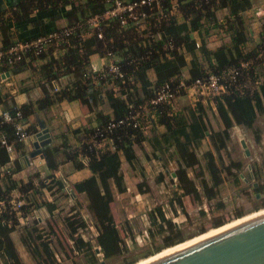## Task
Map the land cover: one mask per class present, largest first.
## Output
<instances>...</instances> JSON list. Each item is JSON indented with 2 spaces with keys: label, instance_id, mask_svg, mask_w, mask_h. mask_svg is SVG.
Wrapping results in <instances>:
<instances>
[{
  "label": "trees",
  "instance_id": "16d2710c",
  "mask_svg": "<svg viewBox=\"0 0 264 264\" xmlns=\"http://www.w3.org/2000/svg\"><path fill=\"white\" fill-rule=\"evenodd\" d=\"M107 7H109L107 0H17L9 8L7 15L5 11L0 10L2 43L0 50L8 49L16 40L27 41L63 26L83 25L84 27L87 18L102 13ZM170 8V0H162V14L158 13L157 9L149 11L147 27L141 32H137L136 25L128 23L121 26L118 19L114 18L102 23L105 36L103 40L97 39L94 35H87L89 29L85 26L80 31L77 30L68 37L47 45L39 53L34 49H28L22 52L20 59L12 63H9L8 58L5 57L0 64V74L2 72L16 74L31 68L32 71L40 74V80L43 79L48 84L45 94L37 101L38 109L49 108L55 102L64 99L68 101L80 99L89 112L95 113L97 118L95 125H105L112 119L126 117L131 105L136 108L146 103L163 84L170 83L175 89L181 81L184 68L198 70L195 75L183 79L186 85H191L195 78L205 76L208 71L221 74L230 68H238L239 75L236 82L226 93L215 97L223 128L209 133V137L215 150L219 152L220 145H224L223 139H229L232 126L241 125L252 129L257 115L264 114V43L261 36L264 32L263 19L255 18L253 0H177L173 13H170ZM52 11L54 13L45 19L38 18L41 15L37 18L32 16L34 12L41 14ZM61 18H67V23L56 26L55 21ZM249 19L250 23L247 22ZM255 20H258L257 25ZM20 24H32L39 29L25 37L18 38L10 34L12 27L18 29ZM255 27L258 28V38L253 36L251 39V34H255ZM215 29L225 32L229 39L223 41L217 48L210 49L207 45L208 38ZM145 33L155 34L158 38L149 41L144 37ZM194 33L199 37L198 48L195 45L197 39ZM169 42L173 43V48H169ZM52 49H56V54L52 53ZM107 50L113 51L122 63V70L132 78V81H127V91L124 89L125 84L110 77L93 81L94 75L88 69L90 57L93 54L103 55ZM243 63L245 66H242ZM150 70L155 74L154 80L149 75ZM67 75H71L72 80L59 84V79ZM55 87L57 90L54 89ZM114 88L117 90L115 91ZM123 94H126V98L122 97ZM103 99L107 101L110 113L103 114L98 111L97 107ZM147 107L149 108L148 105ZM2 110H8L12 115L19 110L25 121L35 109L31 103L17 106L5 100ZM153 113L166 127L163 135L164 143H168L166 146H173L174 152L184 161L186 167L196 164L197 161L193 163L189 159L192 155L190 148L198 146L208 130L202 118L204 114L202 105L197 104L194 110L189 108L187 114L185 111H180L169 115L166 110H154ZM27 131L32 134L36 132V128L31 125L27 127ZM83 131L85 132L83 141L74 149H71L64 139L62 158L58 157V147L49 146L43 150V158L47 169L52 172L47 178L50 182L55 180L61 189L64 185L55 179L53 172L58 169L62 160H71L83 166L80 162L83 159L90 170L91 175L73 183L71 191L75 199L80 195L86 199L85 207L98 229L96 243L92 244L81 236L76 237L75 243L83 250L87 264H101L97 254H101L103 259H108L121 255L127 250L126 247H122L121 237L115 229L117 225L111 203L115 192L124 193L127 190L121 170L122 162L126 161L134 169L140 168V161L133 146L139 145L144 136L140 129L131 125H122L108 135L104 147L97 148L92 147L89 142L90 136L94 133L93 126L84 127ZM2 135L13 144L15 150L20 151L21 156L25 154L23 142L17 141L14 135L13 123L2 122L0 118V136ZM217 140L218 144H216ZM110 142L113 148L109 147ZM205 158L207 159L205 168L209 174L208 178L201 180V191L186 177L184 171L179 172V183L176 184L177 187L175 186L169 199L175 211L177 207L184 211L181 199L186 195H191L196 201H199L201 196L206 199L216 198L223 179L220 169L213 160L212 152L207 151ZM1 167L4 168V171L0 169L2 263L22 264L10 237L14 230L21 227L25 230V235L21 237L20 242L34 263L57 264L50 240L44 239L40 231L34 226H29L28 223L20 225L15 217L16 212L25 215L43 205L48 212L56 208L54 202L39 204L35 199V195L39 192L36 191L33 178L38 177L39 173H34L24 183L15 180L12 175L21 169V165L13 163L0 144ZM229 167L230 165L224 166V169L229 170ZM235 177L238 179V175ZM43 183L45 179H39L41 187L46 186ZM14 190L22 194L23 202L19 208H13L11 203V193ZM146 203L151 225L149 237L154 239L158 236L161 239L158 245L148 251V255L165 247L178 245L188 238V234L181 233L177 225L165 216L160 205ZM222 224L227 223L223 220L211 223V226L215 229ZM70 226L74 231L71 223ZM209 230L202 228L197 234ZM94 247L99 248L98 253ZM134 262V258H126L121 264Z\"/></svg>",
  "mask_w": 264,
  "mask_h": 264
},
{
  "label": "rangeland",
  "instance_id": "374dc122",
  "mask_svg": "<svg viewBox=\"0 0 264 264\" xmlns=\"http://www.w3.org/2000/svg\"><path fill=\"white\" fill-rule=\"evenodd\" d=\"M253 4L257 8L263 4V0H253ZM247 22L250 23V19ZM253 36L258 38V34H251V39H253ZM210 38L219 39L222 42L223 39H225V42L229 39L225 32L217 29L212 31ZM186 94L184 90L178 89L176 99L181 111H185L187 114L188 109H192V106L185 96ZM196 108L197 104L195 105ZM136 109L138 108L136 107ZM203 109L208 124L207 131H218L221 128L218 123L219 116L214 114L210 106L206 105V108ZM207 131L202 142L198 146L190 148L192 151V155L189 157L190 161L193 163L197 161L191 167L185 166L184 161L177 156L174 149L159 151L158 154L163 157L160 161L157 159L158 154H154L148 144L142 145V143L136 145L139 155L143 157V159H139V169L132 168L126 161L122 162L121 170L127 190L124 193L115 192L111 208L115 214L114 219L117 225L115 229L121 237L122 247H126L127 250H124L121 255L108 259H103L101 254H97L100 262L104 261V264H121L126 258H134L135 262L133 264H136L169 248L165 247L148 255V251L158 245L161 239L158 236L154 239L149 237L151 225L146 210L148 205L146 202L150 205L165 206L166 215L177 225L181 233L188 234V238L183 242L202 235V233L197 234V231L202 228L214 229L211 226L213 222H219L223 219L225 223H228L237 219L235 215L233 216L234 210L241 204L237 192L242 197H247L252 192L242 193L238 190L239 186L243 185V179L241 177L237 179L234 175L236 171L231 174L227 169H224V166L231 162L238 163L240 165L238 172L242 174V177L251 179V181L255 180L264 185V114L257 115L252 129L234 125L229 131V139H223L224 145H220L219 152L215 150ZM242 140L246 143L249 155H246L241 145ZM216 144H218V140ZM207 151L212 152L213 160L220 169V175L223 179L216 198L206 199L201 196L199 201H196L191 195H186L181 199L184 211L179 207H177V211L173 210L169 204V199L175 189V183H179L180 178H178V175L180 171H184L186 177L201 191V180L208 178L209 174L205 168L207 162L205 153ZM172 173H175V175ZM43 184L52 187V201L55 203L56 208L52 212H48V210L37 212L36 216L28 221L29 226L36 227L44 239L50 240L57 264H87L84 252L77 247L75 239L77 236H81L84 240L95 244L98 229L85 207V197L80 195L73 200L70 193V184L68 183H66L67 189L59 188L55 180ZM39 193L41 192L39 191ZM44 201L46 200L41 199L40 203L42 204ZM262 208L259 209L263 210ZM170 210L173 211L172 214ZM252 213H254L253 210L247 211L242 217ZM128 214L133 216L129 217ZM70 223L73 225L74 231ZM23 235H25V230L18 227L10 234V237L18 246L24 263L35 264L20 242Z\"/></svg>",
  "mask_w": 264,
  "mask_h": 264
},
{
  "label": "crops",
  "instance_id": "0c3cea01",
  "mask_svg": "<svg viewBox=\"0 0 264 264\" xmlns=\"http://www.w3.org/2000/svg\"><path fill=\"white\" fill-rule=\"evenodd\" d=\"M16 1L17 0H0V10L5 11L7 15L10 11L9 8L12 5H14ZM52 13H54V11L48 12V13L42 12L41 14L34 12L32 16L33 18L34 17L37 18L39 15H41V17L39 16L38 18L45 19ZM66 23H67V18L66 19L61 18V19H57L54 24L56 26H62ZM38 29L39 28L33 26L32 24H20L18 29L13 26L10 34H13L15 35V37H18V38L25 37L30 34H33ZM255 34H258L257 27H255ZM194 36L197 40H199L197 33H194ZM223 40L225 41V39ZM1 44L2 43H1V36H0V45ZM220 44H222L221 40L212 39L210 37L208 38L207 45L210 49H215L218 46H220ZM56 52H57L56 49H54L52 53L56 54ZM98 60H99V55L97 54H93L90 57V61L92 63H98ZM197 71L198 70L195 68H191V69L184 68L182 71V76L184 78H188V77L195 75ZM2 73L0 74V110H2L3 103L5 100L8 103L12 105L14 104L17 106H23L25 104L31 103L35 110L33 113L28 115V117L25 119L27 126L34 125L36 128V131L39 130L40 128L47 127L49 129V132L52 138L51 143L47 146L53 147V148L58 147L59 148V152H58L59 158H62V155H63L62 151L64 150V147H63L64 139L67 140L68 144L71 146V149L72 148L74 149L78 147L79 144L83 141V136L85 135L83 128L95 125L97 121L95 113L89 112L87 106L80 99H76L73 101H68L64 99L62 101L55 102L49 108H44L42 110L38 109L37 101L41 99L43 95L45 94V90L48 84H46L43 79L40 80L41 79L40 74L32 71L31 68H26L25 70L19 73H16V74L9 73V76L6 77L5 81H2L3 79V77H1V75H3ZM4 73H7V72H4ZM149 75L153 80L155 79V74L152 70L149 71ZM71 80H72L71 75L63 76L59 79V82H60L59 84H65L66 82L71 81ZM47 90H50V89H47ZM185 92L187 93L185 96L189 99L193 110L195 109L196 104H200V105L203 104L202 105L204 106L203 108H206V105L210 106L212 111H214V114L218 115V112L216 111L217 108H216L215 98L212 100L202 99L196 96L195 94H193L192 89H186ZM97 109L103 114L110 113V107L105 99H103V102L98 105ZM180 111L181 109L176 99L175 109L172 112V114L180 112ZM202 118L205 124L208 126L206 117L204 114ZM152 123L153 124L151 125V127L146 131V133L143 134L144 139L141 141L142 145L148 144L149 147L154 152V154H158L159 151H165L166 149H173L172 145L166 146V144L168 143L166 142L164 143L163 135L166 131V127L164 126V124L158 121L156 115ZM218 123L221 126V128H223L220 118L218 119ZM207 133H211V132L207 131ZM32 137L29 140L23 142L25 153H27L28 151L32 149L31 147ZM136 147H137L136 144H134L133 148L135 150V153L137 154L139 159H143V157L139 155L140 153L138 152ZM45 148H43V150ZM150 156H151V153H150ZM9 158L11 159L13 163H20L21 165V169L19 171H16L12 175L15 180L22 181L24 183V182H27L28 179L32 177L34 173H39L38 177L33 178V183L36 187V191L38 190V192L39 191L41 192L35 195V199L37 203H40L41 199L46 200L44 202H53L52 195H51L52 187L51 188L50 186L41 187L39 184V179H45V183H47L49 181L47 177L49 176L50 173H52L51 171L47 169L45 159L43 157L42 158L36 157V158L30 159V164H27L23 160L22 156L20 155V151L15 150V149L13 153L9 155ZM157 159L161 161L163 157L160 154H158ZM80 162L83 164V166H79L78 164H76V162H73L71 160H68V161L62 160L58 166V169L53 172L55 179L57 181H60L64 185V188H66V183H68L70 184V190H71L73 183L78 182L91 175V172L87 168L85 161L81 159ZM0 169L4 171V168L1 167ZM71 197L73 198V200L75 199L74 194L73 195L71 194ZM12 200L14 201L20 200L21 202H23L21 192L18 190L12 191L11 201ZM41 210L46 211L47 209L43 205L37 209L35 208L32 209L31 212L25 215H23L20 212H16L15 217L17 218L18 223L20 225H24V224H27L28 221L32 217L36 216V213L40 212ZM112 212L114 211L112 210ZM113 215L115 218L114 213ZM14 246L19 255V258L21 259L22 264H25L24 259L21 258V255L19 253V249L16 243H14ZM1 260L2 258L0 257V264H3Z\"/></svg>",
  "mask_w": 264,
  "mask_h": 264
},
{
  "label": "built area",
  "instance_id": "2783aa9c",
  "mask_svg": "<svg viewBox=\"0 0 264 264\" xmlns=\"http://www.w3.org/2000/svg\"><path fill=\"white\" fill-rule=\"evenodd\" d=\"M109 2V7H107L102 13L95 14L87 18L84 23L89 29L87 35H94L97 39H105L103 33L102 23L109 19H118L121 26H125L128 23L136 25L137 32H141L147 27V17L149 16V11L157 9V12L162 14V0H107ZM171 8L170 13H173L174 8L177 5V0H170ZM200 6V5H199ZM255 18L263 19L264 22V0L263 4L259 7L253 9ZM255 25H257L258 20H255ZM83 25H73V26H63L60 29L53 30L46 35H39L27 41L16 40L11 44L8 49L2 51L0 50V64L5 57L8 58V62L12 63L14 60H18L22 57V52L28 49H34L36 53L42 51L47 45L55 43L64 37H68L77 30H81ZM262 38L264 43V32H262ZM144 37L147 40L157 39L158 36L155 34L145 33ZM169 48H173L172 42H169ZM196 48L199 47V40L195 43ZM242 66H245L243 63ZM89 71L94 75L93 81L98 79H111L119 80L121 83L125 84L124 89L127 91L128 82L132 81V78L126 75V72L122 70V63L118 57H116L111 50H107L105 54L99 55L98 63H92L90 61L88 65ZM5 75V73H2ZM239 75L238 68H230L221 74H215L210 71L206 73L203 77L195 78L191 85H186L181 77V81L178 86L173 89L170 83H165L156 89L155 94L146 103L137 106H130L128 115L124 118L118 120H110L105 125H94V133L90 136L89 142L92 147L101 148L107 143L108 135L112 134L117 128L122 125H131L133 128L140 129L144 134L153 124L152 121L155 117L153 113L154 110H166L169 115L175 109L176 96L178 89H192L193 94L202 99H214L216 96L224 94L228 91L230 86L236 82L237 76ZM88 78V76H86ZM6 76L2 79L5 81ZM57 90V88H54ZM116 91L117 88H114ZM123 94L122 97H125ZM149 106V108L147 107ZM152 109V110H151ZM0 118L2 122L13 123L14 125V135L19 142H25L29 140L33 134L27 131V123L22 119V114L19 110L15 111L12 115L8 110H0ZM106 141V142H105ZM105 142V143H104ZM0 144L5 148V151L10 155L13 153V144L10 143L5 135L0 136ZM109 147L113 148L112 143H109ZM7 171V169H6ZM13 208H19L22 205L20 200L11 201ZM168 207V205H166ZM165 206H161L164 214L166 215ZM172 207V206H171ZM173 209V208H172ZM174 210V209H173ZM172 210L170 213L172 214ZM132 217L133 215H128Z\"/></svg>",
  "mask_w": 264,
  "mask_h": 264
},
{
  "label": "water",
  "instance_id": "95a60500",
  "mask_svg": "<svg viewBox=\"0 0 264 264\" xmlns=\"http://www.w3.org/2000/svg\"><path fill=\"white\" fill-rule=\"evenodd\" d=\"M5 76L8 77L9 73L1 75L3 78ZM51 141L47 127L37 130L32 137V149L22 156L23 160L30 164V159L42 158L43 148ZM241 144L245 147L243 140ZM95 251L98 253L99 248ZM136 264H264V210Z\"/></svg>",
  "mask_w": 264,
  "mask_h": 264
},
{
  "label": "flooded vegetation",
  "instance_id": "af4514ba",
  "mask_svg": "<svg viewBox=\"0 0 264 264\" xmlns=\"http://www.w3.org/2000/svg\"><path fill=\"white\" fill-rule=\"evenodd\" d=\"M246 144V143H245ZM242 145V144H241ZM243 147V146H242ZM244 148V151L246 155H249V151L246 148V145ZM230 165L229 167V172L234 175H238V179L241 177L243 179V185L239 186L238 190L243 192H248L251 191L250 195H247V197H242V195L237 192V195L241 201V204L238 205V208L234 210V214L237 218L242 217L247 211H259V208L264 209V185L261 184L260 182H257L255 180L251 181V179H247L245 177H242V174L239 173L238 171L240 170V165L235 162H231L229 164H226V166ZM236 171V172H234ZM234 172V173H233ZM176 186V183H175ZM223 221L220 220L219 222ZM218 222V221H217ZM213 222V223H217Z\"/></svg>",
  "mask_w": 264,
  "mask_h": 264
},
{
  "label": "bare ground",
  "instance_id": "6f19581e",
  "mask_svg": "<svg viewBox=\"0 0 264 264\" xmlns=\"http://www.w3.org/2000/svg\"><path fill=\"white\" fill-rule=\"evenodd\" d=\"M264 210V209H263ZM260 211H262V210H260ZM260 211H257V212H254V213H252V214H249V215H247V216H244V217H240V218H237V219H235V220H233V221H231V222H229V223H227V224H230V223H232V222H234V221H237V220H240V219H243V218H245V217H248V216H251V215H253V214H255V213H258V212H260ZM227 224H225V225H227ZM225 225H222V226H220V227H223V226H225ZM220 227H218V228H220ZM218 228H215V229H212V230H210V231H208V232H206V233H209V232H211V231H213V230H216V229H218ZM206 233H204V234H206ZM203 235V234H202ZM201 236V235H200ZM189 241V240H188ZM187 242V241H186ZM182 244V243H181ZM178 245H180V244H178ZM175 246H177V245H175ZM175 246H172V247H169V248H166V249H164V250H162L161 252H164V251H166V250H168V249H170V248H173V247H175ZM161 252H159V253H161ZM158 253V254H159ZM157 255V254H156ZM155 256V255H154ZM152 257V256H151ZM150 258V257H149ZM143 260H145V259H143ZM143 260H141V261H143ZM141 261H139V262H141ZM138 262V263H139Z\"/></svg>",
  "mask_w": 264,
  "mask_h": 264
}]
</instances>
